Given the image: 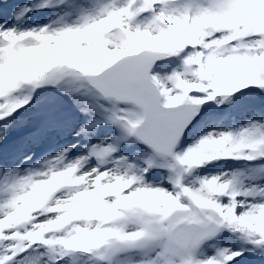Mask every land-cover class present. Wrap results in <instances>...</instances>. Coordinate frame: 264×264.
I'll return each mask as SVG.
<instances>
[{
  "label": "rangeland",
  "instance_id": "rangeland-1",
  "mask_svg": "<svg viewBox=\"0 0 264 264\" xmlns=\"http://www.w3.org/2000/svg\"><path fill=\"white\" fill-rule=\"evenodd\" d=\"M0 26V264H74L84 243L66 226L93 238L90 212L113 210L122 225L89 243L95 263L264 264V0H0ZM144 48L170 55L150 75L162 103L201 108L174 159L143 164L122 154L139 111L101 100L79 73ZM58 62L64 79L46 72ZM42 80L60 130L34 117L50 113L36 104ZM183 218L220 232L178 251Z\"/></svg>",
  "mask_w": 264,
  "mask_h": 264
},
{
  "label": "water",
  "instance_id": "water-1",
  "mask_svg": "<svg viewBox=\"0 0 264 264\" xmlns=\"http://www.w3.org/2000/svg\"><path fill=\"white\" fill-rule=\"evenodd\" d=\"M167 60L166 51L142 49L119 57L97 74L82 73L79 77L102 99L139 110L140 118L131 128V136L156 157L173 159L182 137L198 123L196 108H201V105L190 101L175 105L162 103L159 89L150 74L154 67ZM47 73L64 79L70 68L57 63L50 66ZM175 165L180 175H188L191 171L190 168L183 171L180 162ZM219 231L220 226L212 219L200 222L183 218L178 224L177 235L171 236V242L177 250L188 252L212 240Z\"/></svg>",
  "mask_w": 264,
  "mask_h": 264
},
{
  "label": "trees",
  "instance_id": "trees-1",
  "mask_svg": "<svg viewBox=\"0 0 264 264\" xmlns=\"http://www.w3.org/2000/svg\"><path fill=\"white\" fill-rule=\"evenodd\" d=\"M28 66H29V64H28ZM38 66H41V65H38ZM28 69H29V67H28ZM27 76L31 77L28 72H27ZM41 77H42V73H41ZM52 79L56 80L55 77H52ZM42 83H43V85L45 87H42L40 85V99H39V101L36 104L43 105L41 107H43V109L46 110V111L50 110V113H48V114L45 113L44 118H42V116H40L38 114V111H35L34 117L36 116L41 121L43 120V122H42L43 129H42V131H44V130H55V129H59L60 130V129L63 128V127L60 126L61 122H59V119H56V117H54L52 115L53 108H49V103H50L49 100L50 99L52 100L51 94L49 92V90L52 87L51 83H49L48 81L46 83L45 80H42ZM61 121L65 122L66 120L61 119ZM65 125H66V123H65ZM181 145L179 146V148L181 147ZM145 153H146V150L143 147H141L139 144L134 143L132 141L129 144V146L127 145L125 147V149L123 150L122 154L127 155L129 158L136 157L135 160H139L140 161L143 158ZM239 169L244 171L246 169V166L245 165H239ZM161 197H162V195L154 194V197H153L152 201L150 202V204L151 203L155 204V203L160 202V204L158 206H162V203L165 201V199H162ZM131 202H133V204L136 205L137 207H140V208H143V209H145L146 207L149 206V204L145 200L136 199V197H134ZM89 208H91V207H89ZM159 208H162V207H159ZM218 211H222L221 208H218ZM130 212L131 211H129V213ZM88 217L90 218L89 224L93 225L94 230L96 232V235H97V233H100V234H103L102 236H104L106 233L117 232L118 228L122 225L118 215L115 213L114 210L110 211V212H108V211L107 212L98 211V212H95V213L90 212ZM229 228H231V227L229 226ZM66 232L68 234V237H70L69 238L70 242L78 241V242H81V243L83 242L84 243V245L80 248L79 253H76L74 255V257L72 258V261L75 264H99L98 262H100V260H101L100 258L97 259L98 260L97 263L94 262L95 260L89 259L90 254L93 253L94 251H89L88 250V246L90 245L89 243H91L94 240H95L94 242H96L97 241L96 239L99 236L93 235V238H92V235H91L90 232L84 233L81 230V228H79L78 225L74 226L73 228H70V227L66 226ZM243 234L245 236L246 233L244 232ZM52 252L54 254L53 249H52ZM95 253L98 254L99 257L102 256V253H99L98 251H95ZM64 254L65 253H63L61 255L62 258H64ZM259 264H262V262H260Z\"/></svg>",
  "mask_w": 264,
  "mask_h": 264
},
{
  "label": "bare ground",
  "instance_id": "bare-ground-1",
  "mask_svg": "<svg viewBox=\"0 0 264 264\" xmlns=\"http://www.w3.org/2000/svg\"><path fill=\"white\" fill-rule=\"evenodd\" d=\"M3 28L2 26H0V29ZM75 155V154H74ZM77 156V155H76Z\"/></svg>",
  "mask_w": 264,
  "mask_h": 264
}]
</instances>
